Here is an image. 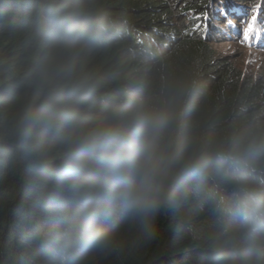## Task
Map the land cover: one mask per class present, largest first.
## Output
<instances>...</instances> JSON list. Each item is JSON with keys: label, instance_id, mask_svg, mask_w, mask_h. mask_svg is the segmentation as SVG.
<instances>
[{"label": "trees", "instance_id": "obj_1", "mask_svg": "<svg viewBox=\"0 0 264 264\" xmlns=\"http://www.w3.org/2000/svg\"><path fill=\"white\" fill-rule=\"evenodd\" d=\"M255 5L252 0H0V264H213L228 227L217 203L231 197L240 178L264 188V152L245 156L235 167L215 162L196 195L161 211L150 242L136 243V227L123 224L118 252L65 260L56 234L70 206L54 179L63 133L41 127L25 137L19 119L27 105L38 102L33 77L52 44L53 22L71 9L81 35L68 56L72 70L54 89L58 110L71 106L80 119H97L183 81L189 90L182 136L214 147L264 135V74L242 70L239 57L214 47L240 35L234 20L242 23ZM260 11L257 23L264 28V0ZM255 259L261 264L264 253Z\"/></svg>", "mask_w": 264, "mask_h": 264}, {"label": "clouds", "instance_id": "obj_2", "mask_svg": "<svg viewBox=\"0 0 264 264\" xmlns=\"http://www.w3.org/2000/svg\"><path fill=\"white\" fill-rule=\"evenodd\" d=\"M80 35L76 14L61 11L53 22L52 44L35 69L38 102L27 105L19 119L25 137L41 127L63 133L54 179L70 206L56 234L65 260L118 252L123 224L136 227V243L150 242L161 211L196 195L215 162L235 167L245 156L264 152L260 134L214 147L182 136L189 90L183 81L97 119H80L71 106L58 110L61 101L54 89L72 70L68 56ZM217 211L228 227L213 264H257L255 258L264 253V188L237 179L231 197L218 201Z\"/></svg>", "mask_w": 264, "mask_h": 264}, {"label": "rangeland", "instance_id": "obj_3", "mask_svg": "<svg viewBox=\"0 0 264 264\" xmlns=\"http://www.w3.org/2000/svg\"><path fill=\"white\" fill-rule=\"evenodd\" d=\"M252 2L256 3L255 6L258 8L259 18L261 14L260 6L262 0H252ZM246 6H250V4H246ZM252 14L253 9H248L246 17L242 23H238L234 20L235 24L238 25L241 30L239 36H234L230 42L222 43L214 47L217 49L218 53L221 52L223 55L239 57L237 65L242 70L253 74H264V39L261 38L264 37L261 36L263 35L262 33H264V28L259 27L261 23H257L256 30L247 42L243 40V29L246 27V21ZM258 44H260V46H257ZM256 46L259 50L255 48Z\"/></svg>", "mask_w": 264, "mask_h": 264}, {"label": "snow or ice", "instance_id": "obj_4", "mask_svg": "<svg viewBox=\"0 0 264 264\" xmlns=\"http://www.w3.org/2000/svg\"><path fill=\"white\" fill-rule=\"evenodd\" d=\"M257 19H258V8H254L253 14L246 21V27L243 29V40L245 42H247L251 38L254 31L256 30Z\"/></svg>", "mask_w": 264, "mask_h": 264}]
</instances>
